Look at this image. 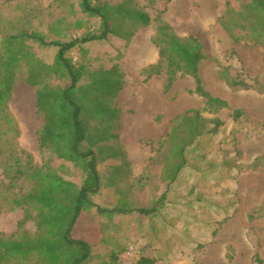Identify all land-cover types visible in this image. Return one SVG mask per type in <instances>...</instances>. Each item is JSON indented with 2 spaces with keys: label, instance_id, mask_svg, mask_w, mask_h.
Returning a JSON list of instances; mask_svg holds the SVG:
<instances>
[{
  "label": "rangeland",
  "instance_id": "1",
  "mask_svg": "<svg viewBox=\"0 0 264 264\" xmlns=\"http://www.w3.org/2000/svg\"><path fill=\"white\" fill-rule=\"evenodd\" d=\"M73 1H0V37L34 32L46 40H69L79 34L72 26L78 18L85 20L86 29L97 26L98 21L67 9L78 0ZM226 1L135 0L149 14L150 23L137 29L128 42L109 35L68 53L77 58L75 66L83 69L78 84L92 80L89 72L113 67L114 78L120 81L119 89L115 83V89L108 91L100 83L103 105L98 118L87 117L92 95L83 96L88 131L104 133L99 136L104 140L93 147L102 185L94 202L112 207L126 197L135 208L157 206L159 199L164 202L154 216L136 211L111 218L83 214L78 227L90 228L86 234L100 257L114 252L118 264H135L141 256L151 257L154 264H209L211 255L217 259L214 264H256L255 253L264 259V43L234 25L232 20L239 22L237 14H226ZM228 1L235 7L233 12L242 11L237 7L240 0ZM213 13L223 16L228 30H219L217 23L209 27L202 23L203 16L213 19ZM59 18L64 20L55 31L51 24ZM159 19L176 35L199 41L204 54L198 66L202 86L224 100L226 107L207 109L189 75L177 72L169 85L164 72L145 79L144 68L158 59L151 36ZM139 50L143 54L138 55ZM48 52L51 48L39 50L42 59L50 57ZM25 69L22 66L18 73L9 100L20 129L18 142L36 164L50 159L56 165L55 158L38 146L43 118L36 110L35 89L24 80ZM229 79L245 82L247 87L231 85ZM235 109L240 110L236 118ZM187 120L198 137L184 146L191 137ZM174 144L183 147L184 162L176 180L167 183L171 165L180 162L171 153ZM66 170L67 178L78 181L77 169ZM22 216L20 209L2 212L0 231L13 232ZM25 228L34 231V222L27 221Z\"/></svg>",
  "mask_w": 264,
  "mask_h": 264
},
{
  "label": "trees",
  "instance_id": "2",
  "mask_svg": "<svg viewBox=\"0 0 264 264\" xmlns=\"http://www.w3.org/2000/svg\"><path fill=\"white\" fill-rule=\"evenodd\" d=\"M73 3L67 6L70 12L77 10L88 20L98 21V25L86 29L85 20L78 18L72 26L79 34L69 40H46L34 32L0 37V214L19 209L23 212L13 232L0 231V264H118L114 252L100 257L86 234L90 228L82 230L78 227L80 217L96 213L111 218L115 214L134 211L154 216L164 204L163 199H159L157 206L135 208L126 197H121L112 207H102L94 202L93 197L101 191L102 185L93 147L104 140L99 137L104 133L88 131L82 115L83 96L92 95L93 110L87 117L98 118L99 108L103 105L100 83L108 91L115 89V83L119 89L120 81L114 78L116 67H113L89 72L92 80L78 84L83 69L75 66L77 58L74 60L68 55L79 45L90 46L109 35L126 43L137 29L150 23V16L135 0H78ZM226 3V14H237L239 22L232 20L234 25L250 31L256 41L264 43V0H240L237 7L242 11L236 13L228 0ZM62 20L59 18L51 28L55 30ZM216 23L219 30H228L223 16ZM151 41L158 47V59L144 68L145 79L164 72L169 85L174 74L180 72L193 78L195 91L205 98L207 109L215 111L227 106L224 100L211 96L202 86L198 66L204 54L197 39L176 35L169 24L159 19ZM34 45L41 48V52L51 48L50 57L42 59L39 50L32 48ZM22 66L26 67L24 80L35 89L36 110L43 118L37 131L39 149L52 155L56 165L50 159L44 164H36L19 145L20 129L10 112L9 100ZM229 84L247 87L245 82L235 79H229ZM239 113L240 110H233L235 118ZM188 122L191 137L181 139L185 141L184 146L193 144L198 137L192 121ZM170 135L172 140L177 137L172 131ZM182 151L183 147L174 144L171 153H176L180 162L171 165L167 183L176 180L184 162ZM70 166L78 170V181L67 178L66 169ZM161 196L164 198V193ZM27 221L34 222V231L25 228ZM75 233L86 239L75 237ZM254 261L264 264V259L257 253ZM135 264H154V260L141 256Z\"/></svg>",
  "mask_w": 264,
  "mask_h": 264
},
{
  "label": "crops",
  "instance_id": "3",
  "mask_svg": "<svg viewBox=\"0 0 264 264\" xmlns=\"http://www.w3.org/2000/svg\"><path fill=\"white\" fill-rule=\"evenodd\" d=\"M0 1H5V0H0ZM203 17H204V18H203ZM203 17H202V19H201L202 23H204V25H205L206 27H209V26H211V25H213V24L216 23L217 18L219 17V15L217 16L216 13H213V19H211L210 15H206V16H203ZM185 35H186V34H185ZM150 55H151V54H150Z\"/></svg>",
  "mask_w": 264,
  "mask_h": 264
},
{
  "label": "bare ground",
  "instance_id": "4",
  "mask_svg": "<svg viewBox=\"0 0 264 264\" xmlns=\"http://www.w3.org/2000/svg\"><path fill=\"white\" fill-rule=\"evenodd\" d=\"M149 51H150V49H149ZM140 54H143V52L141 50L138 51V55H140ZM150 54H151V52L148 54V56ZM208 258H209V260H208L209 264H211V263L214 264L216 262V260H217V259H215V255H211Z\"/></svg>",
  "mask_w": 264,
  "mask_h": 264
},
{
  "label": "built area",
  "instance_id": "5",
  "mask_svg": "<svg viewBox=\"0 0 264 264\" xmlns=\"http://www.w3.org/2000/svg\"><path fill=\"white\" fill-rule=\"evenodd\" d=\"M129 252H132V248H129Z\"/></svg>",
  "mask_w": 264,
  "mask_h": 264
}]
</instances>
